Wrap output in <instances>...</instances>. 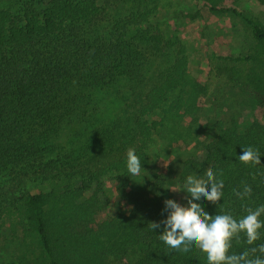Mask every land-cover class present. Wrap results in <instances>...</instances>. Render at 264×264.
Instances as JSON below:
<instances>
[{"label":"trees","instance_id":"16d2710c","mask_svg":"<svg viewBox=\"0 0 264 264\" xmlns=\"http://www.w3.org/2000/svg\"><path fill=\"white\" fill-rule=\"evenodd\" d=\"M112 2L0 0V236L7 227L5 244L15 264H119L138 247L136 264H207L195 246L185 253L161 241L163 225L150 227L167 217L164 198L174 172L166 169L132 188L136 176L128 173L126 153L135 148L146 171L163 125L151 116L163 111L180 120L199 113L208 87L191 74L185 43L153 31L155 8L139 5L111 16ZM194 2L195 10L180 12L183 19L196 21L206 11L248 25L251 51L223 57L217 71L254 107L212 123L203 155L182 162L178 181L184 185L188 175L204 176L211 167L224 181V195L217 204L197 202L210 215L223 210L239 219L247 207L264 205V0ZM175 45L168 65L152 74L144 91L134 90L130 111L91 130L101 117L92 91L142 83L162 49ZM66 130L90 135L83 154L61 151ZM248 146L259 150L260 164L238 159ZM107 177L115 180V197L106 190ZM244 185L252 194L242 200L235 191ZM260 232L251 246L241 233L229 254L264 243V228Z\"/></svg>","mask_w":264,"mask_h":264},{"label":"rangeland","instance_id":"374dc122","mask_svg":"<svg viewBox=\"0 0 264 264\" xmlns=\"http://www.w3.org/2000/svg\"><path fill=\"white\" fill-rule=\"evenodd\" d=\"M98 2L103 4V0H98ZM229 3L230 1H227V4ZM195 4L194 0H113L112 5L107 8L111 16L124 15L139 5L143 10L155 8L151 12L153 31L161 34L164 39L178 36L185 43L191 74L208 87V100H205L199 113L184 116L180 120L173 113L166 116L163 111H160L161 117L151 116L152 120L163 119L161 134L156 137V142L150 149L149 168L141 171L130 185L132 188H140L147 180L169 169L174 172V177L169 183L164 199H175L181 204H187L185 199L187 192L183 190L184 185L178 181L182 162L188 157L203 155L204 145L209 138V126L220 119V116L227 114L236 118L242 108L252 110L254 107L251 100L242 98L240 86H227L224 77L220 76L217 71V66L223 64V57H236L251 51L255 41L248 25L236 16H214L206 11H204V17L196 21L183 19L180 12L195 10ZM177 51V45L168 51L163 48L151 72L145 76L142 83L122 81L109 90H93L94 96L91 97V101L99 107L101 117L97 115V119L92 122L91 130L103 126L109 120L116 119L117 116H125L130 111L128 104L134 101L132 97L134 90L144 91L145 83L152 74L167 66ZM227 62L229 65L235 64L232 59H228ZM89 136L78 137L66 130L60 137L61 151L83 154ZM105 186L111 197L117 195L115 180L110 177L105 178ZM43 187L32 188V191H38ZM7 231L6 227L0 236V264H15L5 244L4 236ZM140 249V247L136 248L119 264H136L140 258Z\"/></svg>","mask_w":264,"mask_h":264},{"label":"clouds","instance_id":"9594fccd","mask_svg":"<svg viewBox=\"0 0 264 264\" xmlns=\"http://www.w3.org/2000/svg\"><path fill=\"white\" fill-rule=\"evenodd\" d=\"M260 157L258 149L248 146L244 147L243 154L238 159L245 164L258 165L261 163ZM126 167L131 177L140 175L142 163L133 147L127 149ZM223 188L224 181L217 179L211 167L204 176L188 175L183 187L190 194L185 197L187 204L166 199V219L161 222L153 221L150 227L155 230L163 225V232L159 235L161 241L169 248L185 253L195 246L206 254L207 264H264V243L249 247L240 254H229L233 240L239 242L241 233L246 236V242L250 246L260 239V230L264 228V220L260 219L264 215V205L255 209L247 207L246 215L236 219L223 210L210 215L197 202L204 198L217 204L224 195ZM235 194L243 200L251 196L252 188L244 185L243 191H235ZM257 253L262 255H256Z\"/></svg>","mask_w":264,"mask_h":264}]
</instances>
